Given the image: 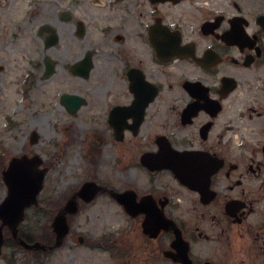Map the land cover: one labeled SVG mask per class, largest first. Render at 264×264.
Listing matches in <instances>:
<instances>
[{
  "label": "flooded vegetation",
  "instance_id": "af4514ba",
  "mask_svg": "<svg viewBox=\"0 0 264 264\" xmlns=\"http://www.w3.org/2000/svg\"><path fill=\"white\" fill-rule=\"evenodd\" d=\"M13 66L28 90L56 83L58 105L76 113L96 92L84 85L106 76L97 84L105 123L135 139L149 183L123 190L135 192L137 241L105 234L96 239L105 254L129 264H264V0H0V85ZM173 152L198 158L193 182L204 195L163 168ZM145 206L180 237L145 235ZM49 228L40 240L4 232L0 260L15 247L34 256L60 248Z\"/></svg>",
  "mask_w": 264,
  "mask_h": 264
},
{
  "label": "rangeland",
  "instance_id": "374dc122",
  "mask_svg": "<svg viewBox=\"0 0 264 264\" xmlns=\"http://www.w3.org/2000/svg\"><path fill=\"white\" fill-rule=\"evenodd\" d=\"M13 68L3 75L0 85V203L7 193L1 173L12 158L37 156L42 162L38 169H46L37 196L39 205L26 209L24 221L18 226L21 238L40 240V231L50 230L49 220L58 207L71 202L85 182L106 185L117 192L147 186L149 177L138 166L135 139L127 136L123 142H116L105 123L106 97L105 92L101 93L105 91V75L96 73L84 85V89L96 86V92L90 95L89 107L70 115L58 105L56 83L28 90L23 88L18 69ZM33 132L37 141L30 144ZM73 203L75 207L78 203V213L72 215L75 217L68 224L69 236L60 248L34 256L15 247L10 250L8 262L0 260V264H129L105 254L102 242L96 239L106 234L119 241H137V221L107 193L97 195L90 203ZM79 237L96 247L81 244ZM109 248L118 253L114 245Z\"/></svg>",
  "mask_w": 264,
  "mask_h": 264
},
{
  "label": "water",
  "instance_id": "95a60500",
  "mask_svg": "<svg viewBox=\"0 0 264 264\" xmlns=\"http://www.w3.org/2000/svg\"><path fill=\"white\" fill-rule=\"evenodd\" d=\"M65 103L68 102V98H65ZM69 113L75 114L76 107L70 104ZM118 112H112L111 120L117 116ZM114 129L115 139L121 141L123 138L122 125H114L110 123ZM37 136L35 133L31 135V143H35ZM163 161V159H161ZM198 161L196 156L192 154L175 153L165 161L164 168L172 170L174 175L179 181L191 187L194 190L199 191L204 195V190L199 188V182H193L194 178L201 176V171L195 170L194 163ZM42 164L41 160L35 156L31 159L23 156L21 158H12L6 168L1 174L2 181L4 182L7 193L5 199L0 203V250L3 244L2 229L4 226L8 227L14 236H17V226L24 219V211L26 208L34 205H38L37 195L42 190L44 176L46 169H38ZM209 174L207 173V176ZM107 191L116 201L124 207V210L131 217L137 216V205L135 201V193L133 191H125L123 193H116L113 190H107L104 187H100L92 182L84 183L81 189L75 193L73 199L76 197L81 198L85 202H90L96 195L101 192ZM62 214L54 219L53 227L56 233V241L52 248L60 246L62 238L68 233V227L66 225L65 216L67 213H75L76 208L73 204L67 205L63 208ZM61 212V211H60ZM141 212L146 215L142 224L144 234L151 238H155L161 230L170 231L174 230L177 235V239L180 237L175 225L165 219L162 214L151 211L149 206L142 207ZM25 245V244H23ZM27 249H43L38 243L33 246H25Z\"/></svg>",
  "mask_w": 264,
  "mask_h": 264
}]
</instances>
